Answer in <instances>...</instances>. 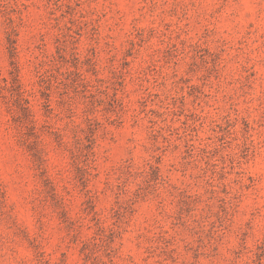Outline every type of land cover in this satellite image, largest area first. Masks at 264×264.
Masks as SVG:
<instances>
[{
	"label": "rangeland",
	"instance_id": "obj_1",
	"mask_svg": "<svg viewBox=\"0 0 264 264\" xmlns=\"http://www.w3.org/2000/svg\"><path fill=\"white\" fill-rule=\"evenodd\" d=\"M0 264H264V0H0Z\"/></svg>",
	"mask_w": 264,
	"mask_h": 264
}]
</instances>
